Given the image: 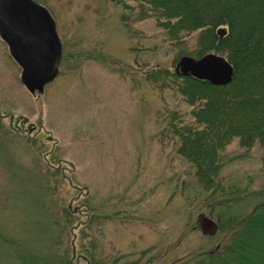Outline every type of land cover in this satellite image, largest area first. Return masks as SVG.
<instances>
[{"label":"rangeland","instance_id":"obj_1","mask_svg":"<svg viewBox=\"0 0 264 264\" xmlns=\"http://www.w3.org/2000/svg\"><path fill=\"white\" fill-rule=\"evenodd\" d=\"M33 1L61 41L59 72L29 91L0 38V264H23L28 253L87 264L142 251L169 264L213 248L223 234L203 233L199 218L215 221L208 205L219 193L201 188L176 138L160 131L165 110L189 120L191 107L147 79L158 66L173 71L198 32L171 43L153 17H138L137 0ZM23 117V129L13 127ZM221 155L223 193L264 189L258 145L246 150L235 138ZM233 196L226 216L247 214L259 199Z\"/></svg>","mask_w":264,"mask_h":264},{"label":"trees","instance_id":"obj_2","mask_svg":"<svg viewBox=\"0 0 264 264\" xmlns=\"http://www.w3.org/2000/svg\"><path fill=\"white\" fill-rule=\"evenodd\" d=\"M137 2L138 17H153L175 45L181 44L183 33L198 32L195 49L179 52V58H199L214 51L223 55L234 70L232 81L221 86L161 66L147 75L156 87L173 88L191 107L189 120L180 110H165L161 135L171 133L176 138V150L193 166L201 188L221 196L218 200L215 198L219 194L212 196L208 205L218 233L223 234L218 244L207 251L186 253L169 264H264V189L223 193L219 183L221 154L233 139L246 150L256 145L264 150V0ZM220 27L225 29L223 36L217 33ZM230 195L235 201L250 196L259 199L247 214L226 216ZM147 253L142 251L131 258L125 254L100 259L93 256L87 264L161 263L159 253ZM23 264H72V260L56 252L40 257L28 253Z\"/></svg>","mask_w":264,"mask_h":264},{"label":"water","instance_id":"obj_3","mask_svg":"<svg viewBox=\"0 0 264 264\" xmlns=\"http://www.w3.org/2000/svg\"><path fill=\"white\" fill-rule=\"evenodd\" d=\"M217 33L223 36L225 29L220 27ZM0 37L21 66L23 85L29 91H42L44 83L56 75L61 53L60 40L47 10L33 0H0ZM174 69L215 86L230 83L234 74L227 59L215 52H207L199 58L181 56ZM18 121L19 118L15 119L14 124L18 125ZM27 121L28 118L23 117L20 125ZM31 126L28 124V131ZM199 227L206 234L216 230V224L205 214L199 218Z\"/></svg>","mask_w":264,"mask_h":264},{"label":"flooded vegetation","instance_id":"obj_4","mask_svg":"<svg viewBox=\"0 0 264 264\" xmlns=\"http://www.w3.org/2000/svg\"><path fill=\"white\" fill-rule=\"evenodd\" d=\"M15 128H17V129H23L22 127L20 128V127H18V126H16ZM32 129H33V126H32V128L29 129V130H32ZM62 170H64V168H63Z\"/></svg>","mask_w":264,"mask_h":264}]
</instances>
